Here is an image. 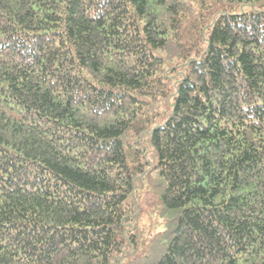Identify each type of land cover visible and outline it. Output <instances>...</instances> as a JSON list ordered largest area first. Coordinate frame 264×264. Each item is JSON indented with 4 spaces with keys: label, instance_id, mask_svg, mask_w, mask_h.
<instances>
[{
    "label": "trees",
    "instance_id": "16d2710c",
    "mask_svg": "<svg viewBox=\"0 0 264 264\" xmlns=\"http://www.w3.org/2000/svg\"><path fill=\"white\" fill-rule=\"evenodd\" d=\"M0 264H264V0H0Z\"/></svg>",
    "mask_w": 264,
    "mask_h": 264
},
{
    "label": "rangeland",
    "instance_id": "374dc122",
    "mask_svg": "<svg viewBox=\"0 0 264 264\" xmlns=\"http://www.w3.org/2000/svg\"><path fill=\"white\" fill-rule=\"evenodd\" d=\"M154 201H155L154 192H151V193L148 194L146 202L143 203L145 212L148 213L151 210V207L154 205ZM155 221H156V219L154 220V217L151 220L144 219V223L146 224V226L148 224H153L154 225ZM150 232H152L150 237L154 236V227L153 226H151ZM149 238L146 237V240L148 241ZM154 258H155V256H154ZM152 260H153V258H152Z\"/></svg>",
    "mask_w": 264,
    "mask_h": 264
},
{
    "label": "bare ground",
    "instance_id": "6f19581e",
    "mask_svg": "<svg viewBox=\"0 0 264 264\" xmlns=\"http://www.w3.org/2000/svg\"><path fill=\"white\" fill-rule=\"evenodd\" d=\"M257 87V86H256Z\"/></svg>",
    "mask_w": 264,
    "mask_h": 264
}]
</instances>
